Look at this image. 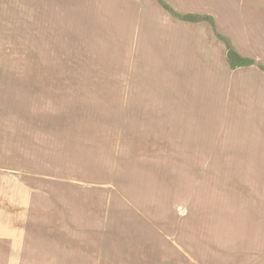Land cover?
Returning <instances> with one entry per match:
<instances>
[{"label": "rangeland", "instance_id": "rangeland-1", "mask_svg": "<svg viewBox=\"0 0 264 264\" xmlns=\"http://www.w3.org/2000/svg\"><path fill=\"white\" fill-rule=\"evenodd\" d=\"M218 33L228 0H0V264H264V75Z\"/></svg>", "mask_w": 264, "mask_h": 264}, {"label": "crops", "instance_id": "crops-1", "mask_svg": "<svg viewBox=\"0 0 264 264\" xmlns=\"http://www.w3.org/2000/svg\"><path fill=\"white\" fill-rule=\"evenodd\" d=\"M208 15L212 19L210 23H215L214 16ZM226 60L230 68L240 67L244 70L254 67L264 75V0H228V57L226 56ZM106 235L112 236L109 233ZM148 251L151 252L145 248L144 252ZM173 251L171 255L168 250L161 252L160 257L155 258L151 255L138 257L136 252L123 247L104 248L103 255L101 250L92 254L94 257L91 256L93 258L91 263L87 260L88 255L82 257L81 263L76 264H184V250L177 247ZM114 252L118 255H112Z\"/></svg>", "mask_w": 264, "mask_h": 264}, {"label": "trees", "instance_id": "trees-1", "mask_svg": "<svg viewBox=\"0 0 264 264\" xmlns=\"http://www.w3.org/2000/svg\"><path fill=\"white\" fill-rule=\"evenodd\" d=\"M162 4H164V3H162ZM164 6L167 10H169L176 17L181 18L183 20L192 21V22H199L202 20H206V21L212 22V19L209 15H198V14L180 15L177 12H175L174 10H172V8L169 5L165 4ZM218 37H220L222 40H224L227 43V54H226V56L228 57V39H226L225 37H223L221 35H218Z\"/></svg>", "mask_w": 264, "mask_h": 264}]
</instances>
